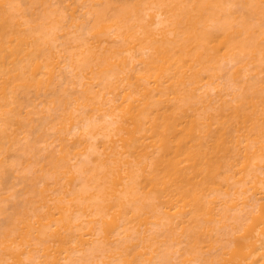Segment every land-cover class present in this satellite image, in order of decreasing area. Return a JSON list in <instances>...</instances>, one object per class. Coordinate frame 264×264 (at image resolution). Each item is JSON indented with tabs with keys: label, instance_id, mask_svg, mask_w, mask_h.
Segmentation results:
<instances>
[{
	"label": "bare ground",
	"instance_id": "6f19581e",
	"mask_svg": "<svg viewBox=\"0 0 264 264\" xmlns=\"http://www.w3.org/2000/svg\"><path fill=\"white\" fill-rule=\"evenodd\" d=\"M263 69L264 0H0V264H264Z\"/></svg>",
	"mask_w": 264,
	"mask_h": 264
},
{
	"label": "rangeland",
	"instance_id": "374dc122",
	"mask_svg": "<svg viewBox=\"0 0 264 264\" xmlns=\"http://www.w3.org/2000/svg\"><path fill=\"white\" fill-rule=\"evenodd\" d=\"M110 44V42L108 43V41H106V42H103L102 43V45L101 46H103V47H106V46H108ZM110 46V45H109ZM229 65L225 68L226 70H224L223 72H221L222 73V77H219L218 79H216V80H214V85L216 86V88H215V90H211V96H210V98H213V97H215V92H216V90L217 89H221L223 92V94H227V95H224L223 97L226 99V100H230L231 99V97L233 96V93H234V90L231 88V87H229V83L226 81V72L229 70ZM263 71H264V69H263ZM262 73H264V72H262ZM261 73V74H262ZM262 76H264L263 74H262ZM207 84V83H206ZM205 84V85H206ZM212 84V83H211ZM213 85V84H212ZM213 85V86H214ZM208 87H207V89H209V86H211V85H207ZM205 88H206V86H205ZM204 89V88H203ZM202 89V90H203ZM213 99H215V98H213ZM214 102V101H213ZM219 102V101H218ZM213 105H217V103H212ZM74 138V137H73ZM54 144H56V143H53L52 145H49L48 146V148H52V146H54ZM43 146H45V145H43ZM66 179V178H65ZM64 180V179H63ZM65 181V180H64ZM66 182V181H65ZM69 184V183H68ZM42 186V185H41ZM66 187H67V185H66ZM70 187V186H69ZM72 187V186H71ZM68 188V187H67ZM62 194V193H61ZM60 194V196H62ZM7 203H6V206L8 207V210H9V208L11 207V205H12V201H6ZM220 208V207H219ZM140 229H142V228H140ZM145 236L144 234H139V236ZM147 235H149V233L148 232H146V236ZM140 236V237H141ZM142 236V237H143ZM115 238H116V236L115 235H109L108 237H107V241L105 242L107 245H105L106 247L107 246H109V251H112V250H114V246H115V244H116V242H115ZM149 239H150V237H148ZM138 242H139V240H137ZM148 243V242H147ZM165 245H170V248H168V253H169V263L170 264H173V263H175L177 260H176V258H175V254H173V251H174V249H177V250H181V248H183V245L184 244H181L179 247H177L171 240L170 241H168V242H166V243H164ZM104 246V245H103ZM77 248H79V250H77L76 251V253H75V255H82L83 254V250H84V248H85V246L83 245V246H81L80 247V245H78L77 246ZM27 249H29L30 251H32L31 249H30V247L28 248L27 247ZM111 249V250H110ZM108 251V252H109ZM102 252V251H101ZM104 252V251H103ZM107 252V253H108ZM31 253H33V252H31ZM105 253V252H104ZM95 254H97V253H95ZM104 255H107L106 253L104 254ZM97 256H99V254H97ZM96 256V257H97ZM105 259H106V257H104ZM103 258V259H104ZM96 259V258H95ZM102 259V258H101ZM96 261V260H95ZM193 264H194V262H192ZM195 263H196V261H195ZM101 264V263H100ZM177 264H179L178 263V261H177ZM191 264V263H190ZM197 264H198V262H197Z\"/></svg>",
	"mask_w": 264,
	"mask_h": 264
}]
</instances>
